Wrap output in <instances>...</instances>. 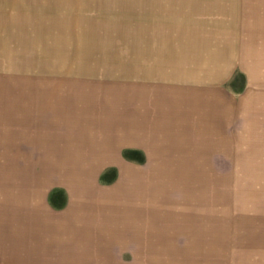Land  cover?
Segmentation results:
<instances>
[{
  "label": "rangeland",
  "instance_id": "374dc122",
  "mask_svg": "<svg viewBox=\"0 0 264 264\" xmlns=\"http://www.w3.org/2000/svg\"><path fill=\"white\" fill-rule=\"evenodd\" d=\"M0 222V264H264V0H0Z\"/></svg>",
  "mask_w": 264,
  "mask_h": 264
},
{
  "label": "crops",
  "instance_id": "0c3cea01",
  "mask_svg": "<svg viewBox=\"0 0 264 264\" xmlns=\"http://www.w3.org/2000/svg\"><path fill=\"white\" fill-rule=\"evenodd\" d=\"M104 69L109 70V72L112 70V68H104ZM143 72L145 73L146 71H143ZM56 82H58V81H56ZM56 86H59V85L56 84ZM90 101H92V102L97 101L98 102L100 100H98V99L96 100L95 98H88L86 95L76 96V95H70V94H67V95L66 94H56V95H53L52 98H50V102L56 103V104H54V106L56 107V110L59 109V106H58L59 103H75V102H90ZM55 112H52V113L55 114ZM69 122L70 121H68V125H70ZM75 140L76 141L77 140L80 141L81 138L76 137ZM103 146L105 147V145H103ZM92 147L93 146H90V145L87 146V147H83V148H79L78 147V149H76L75 151L80 152L81 150L90 149ZM127 148H128L127 145L122 143V141L117 138L115 140V142H114V145L111 148H107L108 151L106 153H104L102 151H99V153L96 154V155L88 154L86 156H87L88 159L89 158H91V159L93 158L92 159L93 162L91 163V165H100V166H106V167H108V166H118L119 167V166H123V165H131V166L144 165V162H138V160H143V158L145 156L144 155V152H145L144 149L142 147H140V146H134V148L130 147L131 151L129 153H125L124 151H126ZM79 154L80 153H78L76 155L78 157H80ZM81 155H83V154H81ZM64 198H66V201H67V197H64ZM133 201H135V199ZM110 204H111V202L103 203L102 204L103 206H101V208H99L101 210V212H103V210H104V213H102L101 216L100 215L98 216V218L102 221V222L100 221L101 222L100 223V225H101L100 236H101V240L103 241L99 245L106 246V245L111 244V242L109 243L108 241H112V238L110 240V236H112L111 228H112L113 225L116 226V227H121V228L123 227V225H125V227H128V226L133 227L132 228L133 229L132 235L136 239V241L140 242V243H137V244L141 246L143 244V241H144V233H143L141 239L138 238V236H137L138 235V233H137V231H138L137 230L138 219L136 218L135 221L133 220V223H131L132 221L131 222H128V221L126 222V220L125 221L123 220V224H122L121 213H116L115 211L113 212V210H111L112 208L109 206ZM122 205H123V203H122ZM123 206L126 207V200H124V205ZM102 208H103V210H102ZM138 208H141V207L140 206L136 207V209H138ZM123 209L125 210V212H128L127 209H125L124 207H123ZM95 210L96 209H93V210H90V211L94 212ZM137 212H138V210H137ZM139 213L142 216V210H140ZM125 214H127V213H125ZM75 216L76 215H74L73 218ZM94 218H89V221H88L89 224H87L89 226V228L91 227V229L93 228V225H94V222H93ZM6 222H4V223L6 224ZM1 224H2V222H0V227L2 226ZM81 224H83V223L81 222ZM140 224H141V226L143 228L144 226H143L142 217L140 218ZM56 225L57 226H55L54 229L58 233V237H59L58 240L60 242V245L63 246L64 244H67V245H71V246L73 245L74 246V244H73L74 241L70 237L74 236V232L73 231L76 228L67 225V223H63V222L61 223L58 220H57ZM49 226L51 227V223L49 224ZM47 228H49V227L47 226ZM54 229H51V230L54 231ZM120 230H122V229H119V228L115 229V232H116L117 236H118L119 232H121ZM59 232H61V234H59ZM142 232H143V230H142ZM148 237L152 238V239H154V238L158 239L160 237V235H159V233H156L154 231L153 234L150 233V235H148ZM64 241H66V242H64ZM70 241H72V242H70ZM4 242H5V240H2V242H0V243H4Z\"/></svg>",
  "mask_w": 264,
  "mask_h": 264
}]
</instances>
